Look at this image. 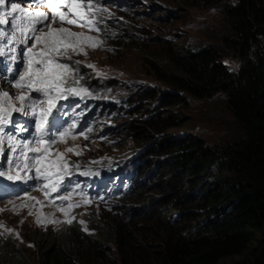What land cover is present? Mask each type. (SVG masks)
<instances>
[{
	"label": "trees",
	"instance_id": "obj_1",
	"mask_svg": "<svg viewBox=\"0 0 264 264\" xmlns=\"http://www.w3.org/2000/svg\"><path fill=\"white\" fill-rule=\"evenodd\" d=\"M204 1L223 2L227 29L217 45L165 44L161 64L150 57L168 86L122 101L127 116L117 132L133 134L136 148L94 177L92 192L110 204L91 217L93 234L75 221L34 228L24 238L30 258L25 241L2 233L0 264H215L253 242L229 264H264V0ZM218 94L239 124L231 141L165 133L179 125L187 96Z\"/></svg>",
	"mask_w": 264,
	"mask_h": 264
},
{
	"label": "rangeland",
	"instance_id": "obj_2",
	"mask_svg": "<svg viewBox=\"0 0 264 264\" xmlns=\"http://www.w3.org/2000/svg\"><path fill=\"white\" fill-rule=\"evenodd\" d=\"M195 1L93 0L94 3L98 2L101 8L108 10L96 13V17L102 19L98 25L99 32L67 23L52 25L84 32L85 35L93 36L102 43L92 47L94 42H85L84 51L87 55H72L73 61L81 62L77 77L83 79L77 87L86 89L87 92L81 91L79 96L70 95L67 99L58 100L50 117L49 131L52 136H56L64 128H69L73 123L76 125L63 138L56 136V143L50 145L46 153L49 160L67 166L66 174L57 167L56 171L60 175L52 176V181H58V191L52 192L48 188L46 195L45 186L49 181L43 178L14 181L22 184L12 185L11 190L17 188L14 195L7 196L13 192L8 191L0 196V234L9 233L17 240L25 241L24 238L34 228L57 229L68 224L69 219L93 234L94 231L89 229L91 217H97L108 209L110 204L108 200H101L100 196L92 192L95 190L93 179L104 165L122 164L136 148L132 140L133 134L117 132L124 125L127 116L122 101L147 91L151 85L165 89L168 86L165 81L157 78L152 68L156 62L150 60V57H156L157 63L161 64L165 44L175 49L200 43L217 45L220 34L227 29L223 2L212 5L204 0H200V3ZM15 2H21L30 9L40 8L50 12L45 4L32 3L30 0ZM70 18H74V15ZM31 43L32 41H29V44ZM17 52L22 54L23 50L17 49ZM223 60L231 68H236L239 63L232 58ZM25 63L22 58L13 63L6 56L0 57V68L5 73L13 68L21 71ZM1 69L0 90L16 93L17 90L13 88L15 74L4 77ZM31 95L37 100L45 99L42 93ZM186 100L187 106H179L177 110L179 115H182L179 125L167 128L165 133L173 137L191 133L218 146L219 142L231 141V137L238 132L239 124L230 115L220 94L198 99L187 96ZM29 116L33 124L32 132L19 140L15 138L20 142L33 141L30 147H44L49 137H45L44 143L39 145L35 143L37 138L35 124L38 116ZM11 118L18 119L14 118L13 114ZM27 129L31 130L29 127ZM4 131L5 153L0 156V170L11 169L15 174L16 164L22 167L27 158L38 153L23 147L13 153L6 138L7 135H13V128L9 130L4 128ZM68 148H72L73 151H66ZM21 151L24 152V156H21ZM9 160H15L16 163L10 165ZM20 174L25 173L21 171ZM25 242L29 251L27 254L32 258L33 254L30 251L32 246L30 242ZM254 244L256 242L249 244L241 253L223 257L215 264H229L242 259ZM110 245L111 250L107 257L115 259L116 248L111 242ZM102 262L107 261L104 259Z\"/></svg>",
	"mask_w": 264,
	"mask_h": 264
},
{
	"label": "snow or ice",
	"instance_id": "obj_3",
	"mask_svg": "<svg viewBox=\"0 0 264 264\" xmlns=\"http://www.w3.org/2000/svg\"><path fill=\"white\" fill-rule=\"evenodd\" d=\"M35 2L45 4L50 12L40 8L30 9L15 0H0V57L6 56L13 63L21 58L26 62L21 71L11 69L15 73L13 88L17 90L16 93L0 90V156L5 153L6 134L3 126L12 122L13 113L22 114L25 117L38 116L35 124L37 133L35 143L38 145L44 143L46 136L49 139L44 147H30L33 141L20 142L15 136L7 135V144L13 153L23 147L38 155L27 158L22 167L16 164L15 174L11 172V169L0 170V177H6L12 181L43 178L49 181V184L45 186L47 195L48 188L52 192L58 191V181H52L53 175H60L56 171L57 167H60L65 174L67 168L66 164L47 158L48 148L56 143V136L63 138L71 128L76 127L73 123L69 128H64L56 136H52L49 131L50 117L58 100L67 99L70 95L79 96L81 91L87 92L86 89L77 87L83 79V77H77L81 62L73 61L72 55L86 56L85 42H94L92 47L102 43L93 36L85 35L84 32H75L63 26L53 27L52 25L67 23L99 32L98 25L102 19H98L96 13L108 10L101 8L99 3H94L93 0H35ZM73 15L74 18H70ZM3 26H8V30ZM29 41L32 43L29 44ZM22 45L25 47L21 54L17 52V49ZM86 66L95 67L94 65ZM32 93H42L45 99H34ZM26 130L23 125L20 126V131ZM66 151L71 152L73 149L68 148ZM58 155L62 154L58 153ZM21 156H24L23 151ZM8 163L11 165L16 162L9 160ZM21 171L25 174L21 175ZM28 173L33 174L28 175ZM60 198L67 199V197ZM67 222L72 223V220L69 219Z\"/></svg>",
	"mask_w": 264,
	"mask_h": 264
}]
</instances>
